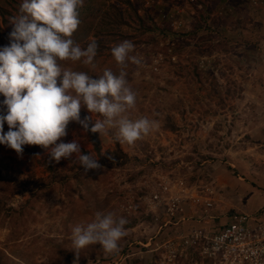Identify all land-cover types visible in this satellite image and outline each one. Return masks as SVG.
Masks as SVG:
<instances>
[{"label": "rangeland", "instance_id": "rangeland-1", "mask_svg": "<svg viewBox=\"0 0 264 264\" xmlns=\"http://www.w3.org/2000/svg\"><path fill=\"white\" fill-rule=\"evenodd\" d=\"M20 3L0 0V46L10 43ZM203 4L84 0L72 39L86 47L95 38L97 55L90 65L62 61V69L93 79L105 69L119 73L110 49L131 41L142 62L124 69L136 92L124 115L155 124L133 144L117 142L115 128L97 133L95 151L70 122L57 143L75 140L96 158L101 168L87 172L75 154L57 163L40 145L23 146L22 155L0 145V264H73L72 228L97 212L125 217L127 234L112 254L99 245L81 249L78 264H167L156 249L173 234L164 226L173 200L179 226L218 227L234 216L264 225V4ZM108 10L118 28L100 26ZM90 115L81 109V119Z\"/></svg>", "mask_w": 264, "mask_h": 264}, {"label": "clouds", "instance_id": "clouds-1", "mask_svg": "<svg viewBox=\"0 0 264 264\" xmlns=\"http://www.w3.org/2000/svg\"><path fill=\"white\" fill-rule=\"evenodd\" d=\"M83 4L84 0H21L18 14L10 18V43L0 46V95L4 97L0 107L5 109L0 112V145L18 155L25 145H40L57 163L75 154L87 172L101 168L96 158L82 154L75 140L57 143L67 135L70 122L78 123L84 132L100 134L115 128L116 141L127 144L148 135L155 122L124 115L136 103L124 69L129 63L142 62L133 55L131 41L123 40L110 49L121 66L119 73L105 69L93 79L84 71L62 69V61L90 65L97 55L95 38L86 47L72 39L81 23ZM82 108L91 115L81 119ZM93 114L99 118L93 120ZM128 222L123 216L97 212L91 221L74 226L73 264H78L80 250L89 245H99L106 254L117 252Z\"/></svg>", "mask_w": 264, "mask_h": 264}, {"label": "built area", "instance_id": "built-area-1", "mask_svg": "<svg viewBox=\"0 0 264 264\" xmlns=\"http://www.w3.org/2000/svg\"><path fill=\"white\" fill-rule=\"evenodd\" d=\"M177 3L203 10L205 0H176ZM228 4L231 0H217ZM248 6H261L264 0H233ZM166 191V188H163ZM153 195L152 200H158ZM176 201V200H173ZM170 204L164 226L171 225L173 234L157 250H164L167 264H264V225L250 226L246 216H234L230 222L206 228L195 220L193 224L174 222L175 202ZM159 204V203H158ZM167 205H169L167 203ZM210 206V204H208ZM162 248V249H161Z\"/></svg>", "mask_w": 264, "mask_h": 264}, {"label": "trees", "instance_id": "trees-1", "mask_svg": "<svg viewBox=\"0 0 264 264\" xmlns=\"http://www.w3.org/2000/svg\"><path fill=\"white\" fill-rule=\"evenodd\" d=\"M102 1H103V5H105L106 0H102ZM235 2H237V1H235ZM110 14L111 13H110L109 10L108 11H104L102 13L100 12V21H101L100 26L104 27V29H105V27H107V28H113V27L114 28H118L119 25L121 24V21H119L118 19H115V18L111 19L110 18ZM97 36L100 37V33L97 34ZM87 134H88V137H89V139L91 141L92 146L94 147V150L95 151H99L100 150V146H99V139H98L97 133H92V132L89 131V132H87Z\"/></svg>", "mask_w": 264, "mask_h": 264}]
</instances>
